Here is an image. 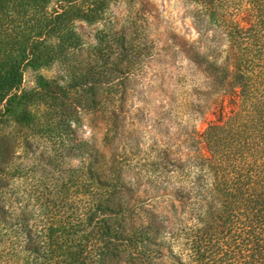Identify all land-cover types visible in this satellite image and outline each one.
<instances>
[{"label":"trees","instance_id":"obj_1","mask_svg":"<svg viewBox=\"0 0 264 264\" xmlns=\"http://www.w3.org/2000/svg\"><path fill=\"white\" fill-rule=\"evenodd\" d=\"M49 1L0 0V264H264V0H196L229 42L208 66L229 115L195 134L163 205L143 207L78 135L133 39L109 0ZM78 20L103 21L95 44ZM49 65L67 80L24 87Z\"/></svg>","mask_w":264,"mask_h":264},{"label":"rangeland","instance_id":"obj_2","mask_svg":"<svg viewBox=\"0 0 264 264\" xmlns=\"http://www.w3.org/2000/svg\"><path fill=\"white\" fill-rule=\"evenodd\" d=\"M62 1L50 0L49 6ZM202 11L196 0H109L107 6V19L131 35L135 61L104 76L109 93L83 116L78 135L96 150L99 163L121 170L139 196L138 207L163 205L174 184V164L192 150L195 134L215 123L220 112L229 115L227 97L208 72L210 62L229 55V42ZM103 24L76 22L85 45L97 42ZM37 75L67 80L57 65L28 68L24 87ZM164 264H170L168 257Z\"/></svg>","mask_w":264,"mask_h":264}]
</instances>
